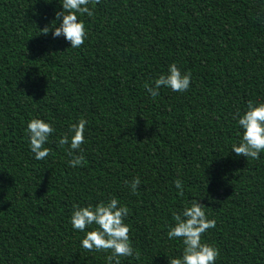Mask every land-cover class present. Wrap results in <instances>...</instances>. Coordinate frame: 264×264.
<instances>
[{"label":"trees","instance_id":"16d2710c","mask_svg":"<svg viewBox=\"0 0 264 264\" xmlns=\"http://www.w3.org/2000/svg\"><path fill=\"white\" fill-rule=\"evenodd\" d=\"M61 2L0 0V264H107L111 253L81 247L70 219L73 205L111 197L128 207L139 252L121 264L180 256L182 240L167 232L193 199L216 221L202 237L220 250L215 264H264V152L231 151L235 114L264 102V0H100L79 17L88 36L78 49L39 32ZM173 62L191 73L189 89L152 99L144 85ZM32 118L55 129L41 161L29 149ZM80 118L74 155L85 163L70 167L58 141Z\"/></svg>","mask_w":264,"mask_h":264},{"label":"clouds","instance_id":"9594fccd","mask_svg":"<svg viewBox=\"0 0 264 264\" xmlns=\"http://www.w3.org/2000/svg\"><path fill=\"white\" fill-rule=\"evenodd\" d=\"M100 0H62V11L55 14V19L50 25H46L39 32L47 36L52 32L53 38L63 36L71 48L78 49L88 36L83 20L80 16L94 15V7ZM56 21H60L59 26ZM55 25L54 27L52 25ZM191 73H182L173 62L168 67L167 74H161L152 86L144 87L152 99L159 96L162 87L169 88L176 93L186 92L191 83ZM237 126L242 130L238 144H233L231 151L237 156H243L251 160H259L260 153L264 152V102L254 103L249 101L243 113L239 111L233 117ZM88 121L80 118L69 128V133L62 134L58 143L61 147L69 145L67 155L70 167H81L85 163L81 145L85 143V131ZM26 131L29 140V149L34 154V159L41 161L52 154V149L45 147L55 129L50 122L39 118H32L27 123ZM141 181L135 177L129 185L133 194H137ZM174 186L179 190L178 195L183 196L184 184L177 179ZM206 207L198 199L191 200L181 212H173L175 221L173 227L167 232V238L173 240L179 238L183 243L182 254L168 260V264H215L220 255L218 246L214 243L202 242L203 235L216 226L215 219H209ZM70 223L74 230L84 232L81 247L92 252H110L106 257L107 264H121L120 257L139 258V252L133 248L129 233L131 228L124 221L129 215L127 206L120 203L116 197H111L107 202L101 201L95 206L89 204L81 207L73 205ZM91 225H96L90 231H85Z\"/></svg>","mask_w":264,"mask_h":264}]
</instances>
